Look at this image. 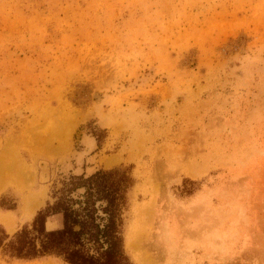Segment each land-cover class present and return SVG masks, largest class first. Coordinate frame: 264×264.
I'll return each mask as SVG.
<instances>
[{
    "label": "rangeland",
    "instance_id": "rangeland-1",
    "mask_svg": "<svg viewBox=\"0 0 264 264\" xmlns=\"http://www.w3.org/2000/svg\"><path fill=\"white\" fill-rule=\"evenodd\" d=\"M112 169L147 264H264V0H0V229Z\"/></svg>",
    "mask_w": 264,
    "mask_h": 264
},
{
    "label": "trees",
    "instance_id": "trees-1",
    "mask_svg": "<svg viewBox=\"0 0 264 264\" xmlns=\"http://www.w3.org/2000/svg\"><path fill=\"white\" fill-rule=\"evenodd\" d=\"M132 185L128 172L120 169L70 177L30 228L12 236L0 229V253L10 260L52 257L63 264H132L122 235V210ZM79 189L83 192L73 197ZM52 217L60 218V226L47 230L46 220Z\"/></svg>",
    "mask_w": 264,
    "mask_h": 264
},
{
    "label": "bare ground",
    "instance_id": "bare-ground-1",
    "mask_svg": "<svg viewBox=\"0 0 264 264\" xmlns=\"http://www.w3.org/2000/svg\"><path fill=\"white\" fill-rule=\"evenodd\" d=\"M113 162H115V161H112L111 163H113ZM149 213H150V209H149V206L147 205L146 207L142 208L138 212V217L139 218L146 217V215ZM2 221H3V219H2ZM152 236H153L152 232H150V230L146 227V224L142 220L140 221V226L137 227V229L135 231L131 230L125 236L124 249L126 252H129L131 254V256H132V258L136 264H147L144 261V259L142 258V256L140 255L141 249L145 245H150L153 247H157V249L164 250L165 247L163 244H160V246L158 247L157 244H154L153 242H151ZM143 257H145V256H143Z\"/></svg>",
    "mask_w": 264,
    "mask_h": 264
}]
</instances>
